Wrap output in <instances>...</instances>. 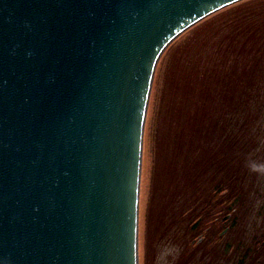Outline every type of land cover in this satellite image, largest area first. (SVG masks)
<instances>
[{
	"label": "water",
	"instance_id": "1",
	"mask_svg": "<svg viewBox=\"0 0 264 264\" xmlns=\"http://www.w3.org/2000/svg\"><path fill=\"white\" fill-rule=\"evenodd\" d=\"M243 0H0V264H139L167 48Z\"/></svg>",
	"mask_w": 264,
	"mask_h": 264
},
{
	"label": "rangeland",
	"instance_id": "2",
	"mask_svg": "<svg viewBox=\"0 0 264 264\" xmlns=\"http://www.w3.org/2000/svg\"><path fill=\"white\" fill-rule=\"evenodd\" d=\"M139 218V264H264V0L210 15L159 60Z\"/></svg>",
	"mask_w": 264,
	"mask_h": 264
},
{
	"label": "trees",
	"instance_id": "3",
	"mask_svg": "<svg viewBox=\"0 0 264 264\" xmlns=\"http://www.w3.org/2000/svg\"><path fill=\"white\" fill-rule=\"evenodd\" d=\"M222 190H224V189H221L220 192H222ZM198 224H199V222H198Z\"/></svg>",
	"mask_w": 264,
	"mask_h": 264
}]
</instances>
